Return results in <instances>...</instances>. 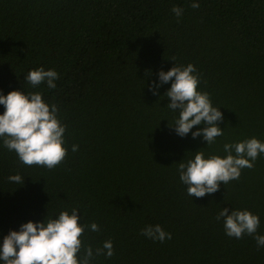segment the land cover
I'll list each match as a JSON object with an SVG mask.
<instances>
[{
    "label": "trees",
    "instance_id": "obj_1",
    "mask_svg": "<svg viewBox=\"0 0 264 264\" xmlns=\"http://www.w3.org/2000/svg\"><path fill=\"white\" fill-rule=\"evenodd\" d=\"M193 2L0 0V94L40 92L55 104L67 149L49 170L22 164L0 139V244L24 223L76 208L89 225L78 257L91 245L90 264H264L253 236L229 237L224 218L216 219L225 207L248 210L260 218L255 235H264V154L202 198L187 194L178 172L196 152L224 158L226 143H264V0H195V9ZM188 64L198 91L223 114L224 134L211 145L192 138L203 124L184 137L175 132L179 112L165 95L172 81L157 95L150 90L161 70ZM41 67L58 73L54 89L24 79ZM16 174L23 183L8 179ZM157 224L171 239L141 234ZM107 240L114 255H95Z\"/></svg>",
    "mask_w": 264,
    "mask_h": 264
},
{
    "label": "clouds",
    "instance_id": "obj_2",
    "mask_svg": "<svg viewBox=\"0 0 264 264\" xmlns=\"http://www.w3.org/2000/svg\"><path fill=\"white\" fill-rule=\"evenodd\" d=\"M199 6L195 0L191 4L194 9ZM171 10L176 17L182 16L184 11L178 6H173ZM158 76L159 84L153 82L150 90L157 95L161 85L172 81L165 95L170 99L167 107L179 112L173 125L177 135L184 137L194 126L203 124L205 127L191 131L192 138L202 136L207 145H211L224 134L218 126L223 114L212 106L208 93L198 91L200 78L194 65H174L167 72L161 70ZM58 78L55 70L43 67L31 70L24 77L33 87L46 82L49 89L56 87L54 81ZM0 105L5 108L0 114V139L5 148L17 154L22 164L51 170L65 160L66 126L57 118L59 109L55 104L49 106L40 92L13 90L6 96L0 94ZM77 150L78 146L73 145L72 151ZM223 150L227 153L224 158L218 155L204 158L203 152H196L194 159L179 163V179L187 186L190 197L202 198L217 192L221 183L226 185L238 180L241 170L252 169L257 157L264 154V143L253 137L234 144L226 143ZM8 179L18 184L24 182L19 174ZM221 218H224L227 236L240 239L245 234L251 235L258 247H264V235H255L260 225L258 215L248 210H231L229 214V209L225 207L216 216L217 221ZM79 220L78 209L73 208L71 214L62 211L55 219L22 224L19 231H10L3 238L0 261L4 264H90L94 256L91 245L85 248L82 257H78L82 248L81 237L89 227L81 225ZM90 229L99 231V226L92 223ZM141 234L161 243L171 239V233L165 232L159 224L146 226ZM95 255L111 258L114 255L112 241L107 240L102 247L96 248Z\"/></svg>",
    "mask_w": 264,
    "mask_h": 264
}]
</instances>
